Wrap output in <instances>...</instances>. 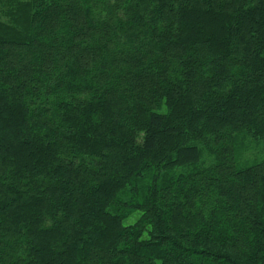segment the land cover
<instances>
[{
	"label": "trees",
	"instance_id": "trees-1",
	"mask_svg": "<svg viewBox=\"0 0 264 264\" xmlns=\"http://www.w3.org/2000/svg\"><path fill=\"white\" fill-rule=\"evenodd\" d=\"M262 146L264 0H0V264H264Z\"/></svg>",
	"mask_w": 264,
	"mask_h": 264
},
{
	"label": "rangeland",
	"instance_id": "rangeland-1",
	"mask_svg": "<svg viewBox=\"0 0 264 264\" xmlns=\"http://www.w3.org/2000/svg\"><path fill=\"white\" fill-rule=\"evenodd\" d=\"M262 147L264 148V146H262ZM262 150H264V149H262ZM263 156H264V154L260 155L258 159H261V157H263Z\"/></svg>",
	"mask_w": 264,
	"mask_h": 264
}]
</instances>
